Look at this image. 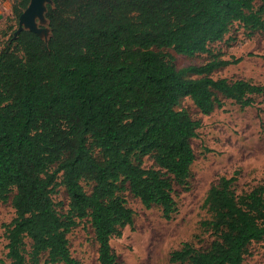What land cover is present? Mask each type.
Masks as SVG:
<instances>
[{
  "label": "trees",
  "instance_id": "obj_1",
  "mask_svg": "<svg viewBox=\"0 0 264 264\" xmlns=\"http://www.w3.org/2000/svg\"><path fill=\"white\" fill-rule=\"evenodd\" d=\"M13 1L17 22L29 0ZM45 16L47 42L30 31L13 39L9 27L0 44V200L10 198L14 210L3 225L6 258L78 264L67 235L87 219L98 263L116 264L110 241L133 223L124 185L165 220L177 210L173 186L187 185L200 123L176 110L179 100L207 116L222 107L218 94L241 108L264 96V85L213 79L238 60L209 49L234 23L264 34V0H52ZM155 49L211 59L177 69ZM144 158L153 166L144 168ZM237 174L220 177L204 199L210 217L200 226L210 245L183 243L171 263L243 264L248 247L264 242V183L238 193ZM58 186L69 201L62 216L53 201Z\"/></svg>",
  "mask_w": 264,
  "mask_h": 264
},
{
  "label": "rangeland",
  "instance_id": "obj_2",
  "mask_svg": "<svg viewBox=\"0 0 264 264\" xmlns=\"http://www.w3.org/2000/svg\"><path fill=\"white\" fill-rule=\"evenodd\" d=\"M13 3V0H0V44L4 41L2 32H9V27L16 30L18 26L9 11ZM209 49L221 60H238L214 71L211 74L213 79L245 80L264 85V34L251 32L234 23L221 41L209 44ZM155 51L172 56L177 69L199 66L211 59L208 54L187 57L172 49ZM218 99L222 107L207 116L201 114L189 98H181L176 107V110H186L200 127L197 136L190 141L195 160L187 185L173 186L177 210L170 220L162 217L159 207L144 208L124 185L121 195L126 206L133 211V223L121 229L120 237H113L110 241L116 264H173L169 261L170 253L183 243H190L197 249L207 248L213 237L202 230L200 223L210 217L203 205L209 188L220 177H231L235 173H238L235 184L238 193L249 192L264 183V96H254L253 105L245 108L221 94ZM95 155L98 157L96 152ZM152 166V160L144 158L143 167ZM82 186L90 193L92 184L83 182ZM53 201L58 214L65 215L69 201L64 187L56 188ZM13 218L10 198L0 200V262H3L0 264L10 263L6 258L3 225ZM77 222L67 235L71 256L78 264H99L98 244L92 227L87 219ZM26 243L28 253L30 241L27 239ZM44 259L45 256L41 262ZM243 264H264V242H253L248 247Z\"/></svg>",
  "mask_w": 264,
  "mask_h": 264
},
{
  "label": "water",
  "instance_id": "obj_3",
  "mask_svg": "<svg viewBox=\"0 0 264 264\" xmlns=\"http://www.w3.org/2000/svg\"><path fill=\"white\" fill-rule=\"evenodd\" d=\"M48 5H52V0H29L26 9L18 18V26L13 33V39L21 31H30L47 42L51 35L45 16Z\"/></svg>",
  "mask_w": 264,
  "mask_h": 264
},
{
  "label": "crops",
  "instance_id": "obj_4",
  "mask_svg": "<svg viewBox=\"0 0 264 264\" xmlns=\"http://www.w3.org/2000/svg\"><path fill=\"white\" fill-rule=\"evenodd\" d=\"M10 11V10H9Z\"/></svg>",
  "mask_w": 264,
  "mask_h": 264
}]
</instances>
